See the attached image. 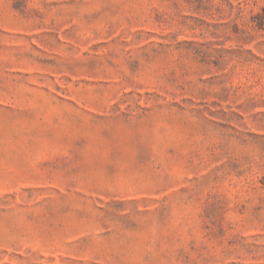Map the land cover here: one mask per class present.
Returning a JSON list of instances; mask_svg holds the SVG:
<instances>
[{"label": "rangeland", "instance_id": "obj_1", "mask_svg": "<svg viewBox=\"0 0 264 264\" xmlns=\"http://www.w3.org/2000/svg\"><path fill=\"white\" fill-rule=\"evenodd\" d=\"M0 264H264V0H0Z\"/></svg>", "mask_w": 264, "mask_h": 264}]
</instances>
